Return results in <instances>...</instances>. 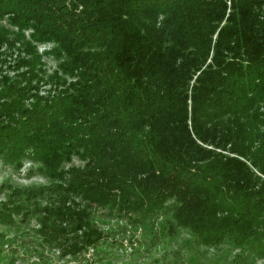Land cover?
Wrapping results in <instances>:
<instances>
[{"label":"trees","instance_id":"16d2710c","mask_svg":"<svg viewBox=\"0 0 264 264\" xmlns=\"http://www.w3.org/2000/svg\"><path fill=\"white\" fill-rule=\"evenodd\" d=\"M2 21L0 162L49 184L15 189L27 205L0 203V223L32 213L76 258L105 209L264 259V0H0Z\"/></svg>","mask_w":264,"mask_h":264},{"label":"rangeland","instance_id":"374dc122","mask_svg":"<svg viewBox=\"0 0 264 264\" xmlns=\"http://www.w3.org/2000/svg\"><path fill=\"white\" fill-rule=\"evenodd\" d=\"M17 33L5 21L0 22V28ZM27 36V33H24ZM18 46V45H16ZM50 45H37L38 53L47 52ZM18 51L7 45L0 46V60L7 64L13 61ZM23 56V54H22ZM47 75L55 69V62L50 57H43ZM5 67V66H3ZM12 75V74H10ZM74 166H82L74 160ZM32 169V171H30ZM49 180L36 171V166L26 161L17 171L0 162V203L16 198V203L27 205L22 198L12 195L15 189H26L46 186ZM33 201H30V204ZM108 210L98 209L92 215L105 240L95 249L76 258H63L56 248L47 247L35 235L37 222L32 213L14 215L12 223H0V264H234L237 251L229 244L218 247H203L195 242L193 236L186 231L170 238L162 233V219L148 221L143 225L132 226L126 220H118ZM114 213V212H113ZM264 264V259L254 262Z\"/></svg>","mask_w":264,"mask_h":264}]
</instances>
